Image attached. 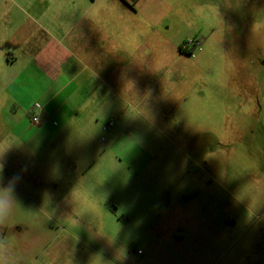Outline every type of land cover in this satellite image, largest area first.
Masks as SVG:
<instances>
[{
	"label": "crops",
	"instance_id": "1",
	"mask_svg": "<svg viewBox=\"0 0 264 264\" xmlns=\"http://www.w3.org/2000/svg\"><path fill=\"white\" fill-rule=\"evenodd\" d=\"M208 2L0 0V127H10L8 136L0 137V162L13 168L16 145L48 146L59 140L61 152L46 157L56 158L60 165L75 160L84 164L60 169L54 176L45 172L38 178L37 171L26 172L31 180H39V192L44 194L40 201L64 207L76 219L112 215L123 226L140 224L145 218L164 229L167 225L184 246L170 251L179 264H194L198 248L191 246L205 241L209 249L202 251L200 264L221 260L218 218L195 216L193 211L206 182L200 174L170 167L168 162L163 169L139 168L158 158L132 134L128 141L135 151L124 145L120 153L112 149L124 143L125 132L113 130L112 142L103 148L91 132L103 128L109 114H114L121 129L146 124L169 139L162 130L176 126L171 113L188 99L181 81L188 76L189 59L180 47L189 37L206 46V30L212 27L210 32L216 33L212 17L218 14V5ZM234 13L227 8L228 19L234 20ZM35 104L41 106L40 125L32 122ZM11 109L23 110L26 117L16 122L2 116ZM128 110L142 120L137 124L127 116ZM23 134L29 135L26 140H21ZM30 151L26 169L38 156ZM85 203L93 211H80ZM130 248L124 255L118 249L114 254L124 264H137L133 252L141 249ZM140 256L138 264H146L145 252Z\"/></svg>",
	"mask_w": 264,
	"mask_h": 264
},
{
	"label": "rangeland",
	"instance_id": "2",
	"mask_svg": "<svg viewBox=\"0 0 264 264\" xmlns=\"http://www.w3.org/2000/svg\"><path fill=\"white\" fill-rule=\"evenodd\" d=\"M208 1L218 5V14L212 17L216 33L209 27L207 45L202 44L193 56L185 54L188 76L181 84L188 99L171 113L176 126L162 130L169 139L146 124L121 129L114 114H109L110 121L94 129L91 136L103 148L112 142L113 130H121L125 141L112 152H123L124 145L135 151L128 141V134H132L158 158V162L145 161L139 168L163 169L168 162L170 167H186L200 174L206 183L193 202V211L195 216H216L219 220L223 244L218 264H264V0ZM227 8L235 12L234 20L228 19ZM193 39L199 40L189 37L187 41ZM34 109L38 115L39 109ZM2 116L16 122L26 117L21 109H11ZM127 116L134 117L137 124L142 120L129 110ZM9 131V126L1 124L0 137H7ZM28 136L21 135V140ZM62 147L59 140L50 141L48 146L16 145L13 168L0 162V264H124L114 250L124 255L131 251L130 245L145 252L146 264H179L170 251L184 246L176 242L179 236L167 225L164 229L145 218L140 224L123 226L112 215L76 219L68 209L40 201L44 194L39 192V180H31L26 172L34 175L37 171L38 178L46 176L45 172L54 176L60 169L84 164L75 160L60 165L56 158L46 157L61 152ZM30 149L38 156L26 169ZM78 208L85 213L93 211L90 203ZM168 211L164 210L166 220ZM198 245L191 246L198 248L194 264H200L202 251L209 249L206 241ZM137 251L133 255L138 264L142 257Z\"/></svg>",
	"mask_w": 264,
	"mask_h": 264
},
{
	"label": "built area",
	"instance_id": "3",
	"mask_svg": "<svg viewBox=\"0 0 264 264\" xmlns=\"http://www.w3.org/2000/svg\"><path fill=\"white\" fill-rule=\"evenodd\" d=\"M201 46H202V44H201V42L199 40L193 39V40H190V41H186L185 45H183V48L185 50H187V52H189L190 56H193L195 50L200 49ZM35 107L38 108V109H41V106L39 104H35ZM32 122H33L34 125H40L41 124V120H40L39 115H34L33 118H32ZM112 125H113V122H110L108 124L109 127H111ZM137 253L139 255H141L142 251L138 250Z\"/></svg>",
	"mask_w": 264,
	"mask_h": 264
},
{
	"label": "trees",
	"instance_id": "4",
	"mask_svg": "<svg viewBox=\"0 0 264 264\" xmlns=\"http://www.w3.org/2000/svg\"><path fill=\"white\" fill-rule=\"evenodd\" d=\"M185 43H186V42H184V43L182 44V46L180 47V50H181V52H183L184 54L189 55V52H187V50H185V49L183 48V45H185Z\"/></svg>",
	"mask_w": 264,
	"mask_h": 264
}]
</instances>
